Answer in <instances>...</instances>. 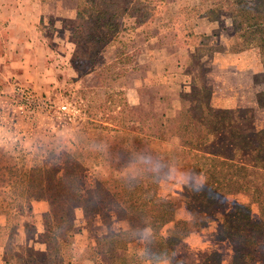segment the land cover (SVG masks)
Here are the masks:
<instances>
[{
  "label": "rangeland",
  "instance_id": "rangeland-1",
  "mask_svg": "<svg viewBox=\"0 0 264 264\" xmlns=\"http://www.w3.org/2000/svg\"><path fill=\"white\" fill-rule=\"evenodd\" d=\"M45 1L29 0L7 30L11 44L18 46L27 39L25 47L16 49L17 55L34 53L30 44L43 43L48 64L41 69L42 76L33 72L25 80L0 77V174L16 176L23 164L29 171L32 168L29 177L34 186L39 182L43 188L47 165L62 175L55 183L67 182L73 173L84 174L93 194L100 179L113 186L111 174L119 176L123 187L118 201L124 213L114 207L109 218L106 207L88 218L81 204L72 209L70 264H97L90 259L95 235L128 228V216L148 215L152 200L178 201L192 182L191 199L214 186L223 187L233 175L248 192L233 186L228 196L214 191L217 198L227 196V204L249 203L253 216L263 217L264 174L253 167L252 148L258 143L254 134L264 130V99L259 98L264 93V67L258 47L236 45L227 0H113L118 39L112 40L111 31L105 30L106 40L99 42L88 38L90 25L87 16L77 15L76 0ZM253 1L264 16V0ZM14 86L22 87L29 99L21 100ZM205 95H212L208 105L214 114L209 119L216 118V110L223 117L230 112L238 117L233 118L235 140L241 131L247 137L238 152L223 143L225 138L209 134L212 121L201 125L196 119L194 129L185 134L179 126L195 99L202 102ZM123 102L128 105L126 114ZM206 134L211 139L204 150L219 154L227 164V158H234L231 166L207 161L203 151L194 153L189 144L183 145ZM0 191L15 204L8 219L0 212V264H58L49 262L48 254L61 238L45 234L38 201L30 208L28 195L4 193L1 187ZM175 213L174 221H193L186 203ZM174 221L167 226L178 232L181 226ZM214 221L188 224L189 234L174 248L181 260L198 264L213 258L236 264L244 254L241 264H264L263 244L243 253L223 239ZM126 253L137 256L139 264H151L143 238L128 242Z\"/></svg>",
  "mask_w": 264,
  "mask_h": 264
},
{
  "label": "trees",
  "instance_id": "trees-1",
  "mask_svg": "<svg viewBox=\"0 0 264 264\" xmlns=\"http://www.w3.org/2000/svg\"><path fill=\"white\" fill-rule=\"evenodd\" d=\"M77 2V15L86 18L89 23L88 38L91 41L106 40L107 33L105 30L111 31L112 40L118 39L119 28L116 22L117 10L116 4L113 0H76ZM227 4L230 6V19L235 24L237 42L239 47H253L256 46L260 50L261 62L264 67V16L257 12V4L253 0H227ZM118 41V40H117ZM202 92L203 88H200ZM196 98L195 95H190ZM206 96V95H205ZM210 96H206L204 101L195 99V104L191 108V112L186 114V117H180L179 126L182 128L184 134L190 132L196 126L198 119L203 124V121L211 122L212 131L207 129L210 135L221 136L225 138L223 143L233 147L236 152L240 150L241 143H245L246 136L244 132H239V138L233 135V118H238L236 115L233 117V112H230V116L223 117L219 110H216V118L211 120L209 116L214 110L208 105ZM260 99H264V93L259 95ZM260 101V100H259ZM206 103V105H204ZM262 104V100L260 101ZM122 108L125 109L123 114H126L128 110L127 103L123 102ZM228 112V113H229ZM189 115V116H188ZM220 117H218V116ZM240 118H242L240 116ZM122 128H127V125H120ZM119 126V127H120ZM142 131H139L141 134ZM209 134L205 136L191 137L189 140L183 141V145L189 144V149L195 151H203L204 159L212 163L218 162V165L231 166L234 162V158H227L229 163H225L226 160H222V156L219 154L207 153L204 150V145L209 143L211 137ZM254 138L258 139L256 146L252 148L253 156L252 161L257 169L264 174V130H259L254 134ZM249 136V135H248ZM227 137V139H226ZM249 138V137H248ZM249 140H251L249 138ZM205 142V143H204ZM248 143V142H247ZM249 144V143H248ZM192 155H194L192 153ZM220 157V158H219ZM207 166V162L205 164ZM246 172H260L256 170H249L243 168ZM32 168L30 169V171ZM44 187L34 186L30 180L29 168L25 165H20L16 170V176L8 177L1 175L2 184L1 188L6 193L7 190L12 195H21L24 197L28 195V203L38 201L42 209L39 210L43 214L45 234L51 233L56 238L60 237V242H54L53 250L48 254L49 262H56L58 264H70L72 259L71 253V233L68 232V227L73 223L72 209L81 204L85 215L90 216L96 213L101 214V211L106 207L110 210L108 214L109 218H112V209L125 210L119 204V196L123 183L118 184L120 181L119 176L112 175L116 184L113 186H107L106 181L101 179L97 182V193L93 194L90 188L86 187L84 182L85 175L73 173V176L67 182H56L61 180L62 175L50 170L47 165H44ZM11 171V174H14ZM132 176V175H131ZM233 175L228 179L227 184H223V187H212L209 191H202L198 197L191 199L190 193H194L195 189L191 185L186 186L187 193L179 194L178 201L170 202V199L158 198L150 202V213L145 216L130 215L129 227L126 229H118L107 233H100L95 235V245L90 248V259L97 264H139L137 256H128L126 253V246L128 242L137 238H143L145 240V251L148 253L151 264H189L181 260L175 252V245L189 234V223L197 225L204 220L208 223L213 219L214 222L219 224L220 235L223 239L236 244L239 250L243 253L249 252L248 248L257 245H264V214L263 217H254L253 210L249 203H244L240 200L234 201L232 204H227L226 199L228 195L233 192V186L243 187L239 184V180H233ZM131 178V177H130ZM216 179V178H215ZM224 179H227L226 177ZM108 181V180H107ZM127 181V180H126ZM194 181V180H192ZM104 183V184H103ZM128 183V182H125ZM130 183H134V178H131ZM106 184V187H105ZM20 185L21 190L18 186ZM221 188V189H220ZM244 188V187H243ZM220 191V196L227 195L220 201L217 198L215 192ZM248 192V188L242 189ZM17 191H20L18 194ZM215 191V192H214ZM1 192V191H0ZM87 193V197L83 198V194ZM214 193V194H213ZM182 196V197H181ZM108 198V199H107ZM236 199V198H235ZM181 200V201H180ZM186 203L187 210L192 214V218L175 220L176 209L180 204ZM15 204L12 201L5 199L0 195V212L3 211L8 219L11 214L12 207ZM18 205V204H16ZM109 212V211H108ZM196 212L203 214L202 216H196ZM104 214V213H103ZM208 215L207 218L204 217ZM213 215V218H210ZM209 217V218H208ZM206 218V219H205ZM195 219V222H194ZM209 219V220H208ZM174 221L175 224L181 226L180 231H175L174 228H170L167 225ZM198 223V224H199ZM166 229L163 232V229ZM168 227V228H167ZM56 228L60 229V232H56ZM62 235V236H61ZM245 255H241L235 262L241 264ZM198 264H223L222 260L209 258L204 262ZM232 264V263H231ZM234 264V263H233Z\"/></svg>",
  "mask_w": 264,
  "mask_h": 264
},
{
  "label": "crops",
  "instance_id": "crops-1",
  "mask_svg": "<svg viewBox=\"0 0 264 264\" xmlns=\"http://www.w3.org/2000/svg\"><path fill=\"white\" fill-rule=\"evenodd\" d=\"M15 1L0 0V77L8 78L12 75H16L20 77V79L25 80L24 77L28 78L29 74L33 72L36 73V76L39 74L42 76V70H45L48 64L46 49L43 43L38 41L39 44H30L32 50L35 49L34 53L31 51L28 55L23 53L17 55L16 49L25 47V40L27 39L20 41L17 46L16 43L11 44V40L7 38L8 27L15 23L14 16H18V14L22 15L24 6L25 4L27 5L29 0H21V2H19L20 0ZM40 2L46 3V1L42 2V0H40ZM15 3L17 4L15 5ZM6 13L8 16H5ZM21 15L19 16L21 17ZM9 19L13 20L8 23L7 21ZM20 22H22L21 19L20 21L16 20V23Z\"/></svg>",
  "mask_w": 264,
  "mask_h": 264
},
{
  "label": "built area",
  "instance_id": "built-area-1",
  "mask_svg": "<svg viewBox=\"0 0 264 264\" xmlns=\"http://www.w3.org/2000/svg\"><path fill=\"white\" fill-rule=\"evenodd\" d=\"M13 88H16L17 90V93H19L21 95V100H28L29 96L28 94L24 91V89H22V87H19V86H14Z\"/></svg>",
  "mask_w": 264,
  "mask_h": 264
}]
</instances>
